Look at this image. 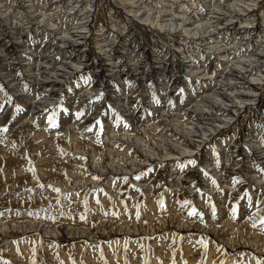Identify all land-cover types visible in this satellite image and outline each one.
Instances as JSON below:
<instances>
[{"label":"bare ground","instance_id":"6f19581e","mask_svg":"<svg viewBox=\"0 0 264 264\" xmlns=\"http://www.w3.org/2000/svg\"><path fill=\"white\" fill-rule=\"evenodd\" d=\"M148 1L0 0V88L2 90V85L7 83L17 90L19 84L15 83L14 76L16 74L19 77L27 78V80L32 79L33 86H36L35 91L34 89H21L16 91L17 94L14 92L15 96H13L15 98L13 100L15 99V103L18 102L20 105L18 104L17 115L13 117H11L13 112L4 109L2 111L1 107H6L8 103L3 105L2 101L5 99H3V94L0 92V126L9 121V123L7 122L8 130L5 131V129L0 128V158L5 159L10 156V152L5 148L3 149L2 146L9 140V137L6 136L7 132L12 131L24 150L29 146L28 153L24 152V154L30 159H34L33 157L39 154L37 147H41L46 143L47 151L43 153L45 157L41 164L45 167L47 164L52 163L50 159L52 156L48 147L52 144L50 143L52 137H55L52 133L56 135L60 128L65 129L66 127H63L65 123L63 125L62 122L64 112L62 111L60 120L54 123L52 121L54 113L48 114L49 110L47 108L49 104L54 107L58 100L60 103L65 104L67 97L61 98L58 96L51 103H45L44 99L41 98L43 94L40 93L41 90L39 89L54 84L57 86V90L66 92L69 88L66 86L70 84L72 94L74 95L75 91H78V96L81 95V98L74 99L77 101L76 104L68 106L72 109L66 114L72 118L74 115H79L77 111L80 106H83V102L87 106L93 105L94 100L91 102V99L97 94L104 95V98H102L104 101L101 104H104L105 107L112 105L120 113H123L126 122L123 123L121 120L114 123L115 119H119L111 111V118L108 120L111 125L110 127L107 125L102 137H104L103 140L124 138V142H127L132 134L130 132L137 133L135 145L141 149L140 154L143 160L137 164L136 168L138 170H143L151 162L157 163L158 160L162 159V161H169V171L172 173L174 165L181 168L188 163H197L199 160L207 162L212 156H223L226 148L224 144L228 145L226 138L229 137L230 141L233 142L235 138L232 139L231 134L236 132L238 137L235 139L237 145L235 151L239 154L238 157H241V165L239 168L237 164V168H233L234 172L237 171L243 179L251 180V184L264 187V179L257 175L260 171H258L257 164L264 166V143L262 145L261 141L258 140V130H256V127L261 125L260 115H264V0H159V8L162 9H158V11L149 8ZM69 52L71 53L70 57H67ZM60 54H64L61 59L58 57ZM90 71H92V79H89ZM150 79H156V83L160 87L162 86L163 89H161L155 100L146 102L144 97L148 92L145 93L144 90L149 88L148 81ZM170 79H173L172 81L176 79L180 86L169 85L168 89L174 90L173 92L177 88L184 89V87H187L185 88L187 89L186 99L176 101V105L165 99L168 95L167 91L164 92L166 90L165 86ZM41 80H44V82H41ZM238 80L242 82L236 85ZM95 82L97 88H89V85ZM132 82L139 89L135 90L134 85L130 86ZM40 84L41 87H39ZM11 86L10 88H12ZM213 86L218 89L216 90L217 95L227 97L228 102L232 100L231 107H228L230 106L228 103H220L219 101L205 106V97L213 99L212 94L209 96ZM140 90L144 92L140 94ZM44 91L47 93V89ZM248 97L250 98L248 99ZM10 100L12 101V99ZM136 101L139 104L143 101L144 105L145 102L147 103L145 105L147 110L145 111L148 113L147 117L150 118L143 120L140 118L139 113L134 114L133 106H135ZM192 104L194 114L189 113V107ZM105 107L103 108V105H100L96 107V110L100 111L102 108L106 110ZM90 110L93 111L94 109ZM174 111L178 112L174 113ZM40 112H42L41 122L36 123L37 118L35 115ZM189 115L190 117L187 120L186 117ZM78 121L80 124L72 125L71 123V126L69 124V128L66 129L74 131L87 126L86 123L82 125L83 120L81 118ZM86 128L88 129L89 126ZM138 128L140 131L145 132L162 128L158 136L151 135L152 147L157 150L154 156L149 153L148 145L143 142L144 139H140ZM99 130L102 129L99 128ZM255 131H257L256 134ZM93 132V135H96L93 136L94 139H101L99 137L101 131ZM89 135L92 134L85 133L83 139L80 133L73 134L75 137L73 141L76 146L73 145L77 147V150L86 152V154L89 152L88 147L93 148L94 151L98 148L96 145L98 140L87 137ZM259 135L264 142V129L260 130ZM38 139L40 140L37 141ZM158 140H161L162 144H158ZM10 142L12 143V141ZM26 143L28 144L27 147ZM5 145H8V142ZM230 145L232 144L230 143ZM216 146L218 149L211 152L210 150L213 147L216 148ZM113 148L109 149L113 150ZM98 150H101L100 145ZM109 151L108 154H112V151ZM101 152L100 154H102ZM15 154L25 158L24 154L21 153L23 154L21 155L18 151ZM48 155L49 157H46ZM114 155L118 154L115 152ZM64 159L66 160V158ZM128 163L132 164L131 159ZM229 163L231 162L229 161ZM66 165L68 166V164ZM206 169L205 171H207ZM196 171L194 170V174L191 176L194 184L197 182V178H200L196 176ZM215 171L212 172L211 170L212 173L210 174L219 181L222 180V173L216 169ZM23 173H25L24 170ZM23 173L22 175L25 176L26 173ZM42 174L43 176L46 175L45 171H42ZM77 176L79 177V175ZM77 176L76 178H78ZM172 181L173 179L170 183ZM173 184H170L171 187L174 186ZM220 185L222 186V184ZM225 187L226 185L224 186L226 191L227 187ZM228 193V190L224 192V194ZM220 194H222V198H219V202L224 199V194ZM61 205L63 206V203ZM48 206L50 207V205ZM51 208L53 207L49 209ZM223 209L224 207H221V216L223 215ZM226 215L229 219L237 216V214L233 215L232 212ZM229 219L226 221H228L230 237L236 233L235 229L237 227L239 233H241L244 229V223L240 222L242 219H239L236 223L231 222ZM252 222L254 223L251 219ZM249 226L251 225L249 224ZM189 227L190 225L186 226L187 229ZM211 229L208 231L206 229L201 230L199 234H202L203 237L206 236L207 239L214 236L212 238H217L218 241H223V237L227 236V233H224V231L220 233V230H216L212 234ZM189 230L191 231V229ZM192 233L189 234L193 236ZM253 236L257 238L253 244L259 251L250 249L247 253L249 260L252 262L258 256L264 258V237L262 235ZM230 241V245H234V247L231 246L229 250H237L236 247L240 243L239 238H231ZM226 245L225 242L222 244L224 248ZM227 246L229 247V245ZM223 255L227 254L224 253ZM242 255L240 253L239 256ZM228 257V264H233L232 261L234 260L231 256ZM180 259L182 258L180 257ZM148 260L150 261V258ZM209 260H212V257H209ZM181 261L183 262V260ZM192 261L195 260L189 259L188 263ZM152 262L158 264L157 261ZM179 264L184 263L179 262Z\"/></svg>","mask_w":264,"mask_h":264},{"label":"rangeland","instance_id":"374dc122","mask_svg":"<svg viewBox=\"0 0 264 264\" xmlns=\"http://www.w3.org/2000/svg\"><path fill=\"white\" fill-rule=\"evenodd\" d=\"M149 1V8L155 9L156 11L162 9L159 8V0ZM70 54L69 52L67 54L68 56H66L70 57ZM58 57L61 59L64 57V54H60ZM90 74L89 79H92V71H90ZM14 79L15 83L17 82L19 84L17 90L7 83L6 85H4L5 83L2 85V90L0 88L3 99H5L2 101L3 105H5L4 103H8L6 107H1L2 111L4 109L13 112L11 113V117L17 115V110L20 105L18 102L15 103V99L13 100V98H15V93L17 94L16 91L21 89L36 90V86L34 87L32 84V79L27 80L25 77H19L18 74L14 76ZM172 80L173 79H170L165 86L166 90L164 92H168L165 99L169 100L171 104L176 105V101H183L186 99L187 89L185 88L187 87H184V89L177 88L175 89L176 91L173 92L174 90L168 89L169 85H178L176 87L180 86L176 79H174L175 81ZM41 82H44V80H41ZM156 82V79H150L148 81L149 88L144 90L145 93L148 92L146 93V97H144L146 102L155 100L157 95L161 92V89H163V87H160ZM239 82L242 81L238 80L236 85H239ZM53 85L54 84L46 85L44 88L42 87L43 89H39L41 90L40 93L43 94L41 98L44 99L45 103H51L54 101L53 99H56L58 96L61 98L66 96L67 99L65 104L60 103L58 100V103H56L54 107L52 104L48 105V114L54 113L52 121L54 123H56L55 121L58 122L63 111V125L65 123L63 127L69 128V124L71 126V123L72 125L80 124L78 120L81 118L83 120L81 122L82 125L86 123V127L89 126V128L82 127L79 130L76 129L77 131L74 130L75 132L72 129L66 128L56 129L58 130V134L55 135L52 133L55 137H52L50 141L52 144L48 146L52 156L50 158L52 163L47 164L45 167L42 166L41 161L45 157L43 153L47 151L46 143L41 147L36 146L39 149L36 148L39 151V154L36 155L43 156H41V158L40 156H35L33 157L34 159H30L24 154V152L28 153L27 149L29 146L24 150L18 139L14 137V133L12 131L7 132L6 136L9 137L7 141L8 145H5L7 144L6 142L2 147L10 152V156L5 159L0 158V264H156L155 261H157L158 264H160V262H162V264H169V261L170 264H179V262L184 264H228V256H231L234 260L232 261L233 264H264V258L262 259L258 256L257 259L252 262L247 255L250 249L259 251L253 244V242L257 240L256 236L253 235H262V237H264V187L251 184V180H247L246 178L245 180L238 175L237 171L234 172V169L237 168V164L239 168L241 165V157H238L239 154L235 151L237 148L235 139L238 137L236 132H232L231 134V137H233L232 139L235 138L233 142L230 141L228 137L226 138L228 140V145L223 143L226 146L223 156H212L207 162H201L199 160L197 163H188L181 168L174 165L172 173L169 171V161H162V159L158 160L157 163L151 162L150 165H148V167L146 166L143 170H138L136 166L143 160L140 154L141 149L135 145V141L137 140L135 136L137 133L130 132L132 134L127 142H124V138H108L107 140H103L104 137H102V134L106 131L107 125L108 127L111 125L108 122L111 118V111L113 115L119 119H115L114 123L121 120L123 123L126 122L123 113H120V111L116 110L112 105H107L105 107L104 104H101L102 101H104V99H102L104 95L97 94L93 97L94 99H91V102L94 100L92 102L93 105L87 106L85 102H83V106H80L77 111L79 115H74L72 118L66 114L72 109L68 106H70V104H72V106L76 104L75 102L77 101L75 100L81 98V95L78 96V91H75L76 94L74 93L73 95L70 90V84L66 86L69 87L66 92L57 90V86ZM132 85H134V87L136 86L134 82H132L130 86ZM10 86L12 88H10ZM41 86L40 84L39 87ZM214 86L209 94V96L212 94L211 97L213 99L205 97V106L212 105L216 103V101L228 103L230 105L232 100L228 102L229 99L227 97L217 95L216 90L218 89ZM89 88L96 89V82L89 85ZM128 88L130 89V87ZM46 89L47 93L44 91ZM137 89L139 88L135 90ZM142 92L140 90V94H142ZM140 97L142 98V96ZM249 98L250 97H248V99ZM10 99H12V101ZM79 102H81V100H79ZM137 102L138 101H136L134 103L135 106H133L135 111L134 114L139 113L140 118L143 120L150 118L149 116L147 117L148 113L145 111L147 110V106H145L147 103L145 102L144 105L143 101H141L140 104ZM100 105H103V108L105 107L106 110L103 108L100 111L96 110V107ZM59 106L60 109L58 110ZM228 107H231V105ZM89 108L94 110L91 111ZM193 111L194 107L192 104L189 107V113L194 114ZM148 112L150 113L151 111ZM177 112L174 111V113ZM40 113H36L35 115L37 118L36 123L41 122L40 116L42 112ZM83 115H86L87 118H85L86 116L82 117ZM260 116L261 127L258 125L256 127L258 132L255 131L254 133L256 134L257 132L258 140H260L262 144L264 142L260 139L259 132L264 129V115L261 114ZM189 117L190 115L186 117L187 120ZM7 122L9 123V121ZM7 122L5 125L0 126V128L8 130ZM99 128L102 130H99ZM162 128L158 130L151 129L150 132L142 130L141 132L138 128V132H140L139 135L141 136L140 139H144L143 142L148 145L147 149L153 156L157 150L152 147L153 140L151 135L158 136ZM93 131H101L102 133L99 134L101 139H94L93 136L96 135H93ZM77 132L80 133L82 138L85 136V133L92 134L87 137L98 140L97 143L99 142L98 144L101 150H98L99 145L97 143L96 145L98 148L95 146L97 148L96 151L89 147L87 148L89 151L87 154L86 152L77 150L73 141L75 139L73 134ZM175 139H177V137H175ZM39 140L40 139L37 141ZM10 141H12V143ZM157 143L162 144L161 140H158ZM230 143L232 145H230ZM27 145L26 143V147ZM72 146L73 148H71ZM106 146H108V148H106ZM17 147L19 150L16 149ZM109 148H113V150ZM217 149L216 146V148L213 147L210 151L215 152ZM17 151L20 152V154L23 153L24 155H21L25 156V158L17 156L15 154ZM108 151H112V154L110 153L109 155ZM113 151L118 155H114L115 152L113 153ZM95 152H98L99 155ZM100 152L102 154H100ZM104 152L105 154H103ZM46 157H49V155ZM64 158H66V160ZM112 159L115 160L113 161ZM129 159H131L132 164L128 163ZM229 161L231 163H229ZM112 162L113 164H111ZM66 164H68V166ZM217 164L219 165L217 166ZM261 166L262 165L257 164L258 171L260 170L257 175L264 179V169H262L264 166ZM193 168L197 170L196 176L200 177L197 178L195 184L191 177L194 174ZM209 168H212V172L215 171V169L219 170L223 175L222 180L219 181L217 178H214V176L210 174L212 172ZM205 169L207 171H205ZM23 170L26 174L23 173ZM42 171H45L46 175L43 176ZM22 173L25 174V176H23ZM77 175H79V177ZM76 176L80 179L76 178ZM234 178L236 179L234 180ZM170 179H173L171 183ZM228 179L231 181L230 183ZM206 182L209 184L207 185ZM219 183L222 184V186ZM170 184L174 186L171 187ZM225 185L227 188L229 187L228 189L225 187L226 191H229L228 194H224V192H226L224 189ZM220 193L224 194V199H222L221 202H219V198H222V194ZM77 202H79V204H77ZM44 205L46 206L45 208L43 207ZM48 205L53 207L51 208L53 211L49 209L50 207ZM56 206L58 207L56 208ZM221 207H224L222 216L220 214ZM231 212L233 215L237 214L236 218L233 216L232 219H229L226 214H231ZM227 219L235 223L239 219H242L240 222L244 223L243 231L239 233L237 227V229H235L236 233L230 237ZM251 219L254 223H251ZM249 224L251 226H249ZM189 225L190 227L187 229L186 226ZM252 228H254V231ZM189 229H191V231ZM204 229L207 231L211 229L212 234L216 230H220V233L224 231V233H227V236L223 237V241L212 238L214 236L207 239L206 236L203 237L202 234H199V232ZM189 233H192L193 236ZM231 238H239L240 243L237 247L235 246L237 248L235 251L229 250L231 246L234 247V245H230ZM221 242H225L229 247L226 245L227 247L225 246L224 248ZM224 253L227 255H223ZM240 253L243 255L239 256ZM180 257L182 259H180ZM209 257H212V260H209ZM149 258L150 261L148 260ZM189 259L195 261L188 263ZM134 260H136V262H134ZM181 260H183V262Z\"/></svg>","mask_w":264,"mask_h":264},{"label":"snow or ice","instance_id":"6c2138e0","mask_svg":"<svg viewBox=\"0 0 264 264\" xmlns=\"http://www.w3.org/2000/svg\"><path fill=\"white\" fill-rule=\"evenodd\" d=\"M5 131H6V129H5Z\"/></svg>","mask_w":264,"mask_h":264}]
</instances>
